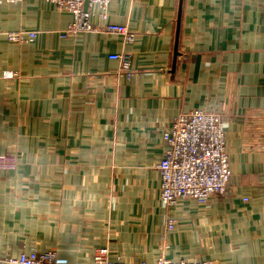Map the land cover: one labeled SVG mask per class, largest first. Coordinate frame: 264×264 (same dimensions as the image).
I'll list each match as a JSON object with an SVG mask.
<instances>
[{"label": "crops", "instance_id": "0c3cea01", "mask_svg": "<svg viewBox=\"0 0 264 264\" xmlns=\"http://www.w3.org/2000/svg\"><path fill=\"white\" fill-rule=\"evenodd\" d=\"M105 12L133 41L63 36L72 14L45 0L0 3V154L16 156L0 170V256L264 264V0H110ZM19 31L35 37L6 36ZM192 108L223 120L229 187L165 206L162 132Z\"/></svg>", "mask_w": 264, "mask_h": 264}, {"label": "built area", "instance_id": "2783aa9c", "mask_svg": "<svg viewBox=\"0 0 264 264\" xmlns=\"http://www.w3.org/2000/svg\"><path fill=\"white\" fill-rule=\"evenodd\" d=\"M18 2L20 0H0ZM58 9L72 14V20L62 31L69 36L79 31L105 30L121 34L126 41H133L135 34L125 25L106 22L105 9L110 0H45ZM101 9L102 27L90 22L91 9ZM11 41L32 40L34 31L8 32ZM111 59L119 62L120 71L130 76V54L112 53ZM11 77L12 72H5ZM164 142L162 156L157 163L159 172L160 200L165 206H172L180 200H195L205 203L212 197L222 196L229 187L231 169L225 147L224 125L219 113L204 108H192L181 112L169 122L162 132ZM11 153L0 154V169L15 168ZM174 222L167 221V228ZM9 264H68L60 258L54 249L40 251L31 248L18 254L0 256V263ZM81 264H127L120 258L108 256L106 248H98L91 261ZM140 264H147L142 261ZM151 264H213L211 260L195 258L169 259L159 256Z\"/></svg>", "mask_w": 264, "mask_h": 264}, {"label": "rangeland", "instance_id": "374dc122", "mask_svg": "<svg viewBox=\"0 0 264 264\" xmlns=\"http://www.w3.org/2000/svg\"><path fill=\"white\" fill-rule=\"evenodd\" d=\"M13 156H12V158L15 160L14 161V164L16 165V156H15V154L14 153H11ZM14 169V168H13ZM0 170H11V169H8V168H6V169H0ZM64 260V259H63ZM64 262H66L65 260H64ZM67 263V262H66Z\"/></svg>", "mask_w": 264, "mask_h": 264}, {"label": "water", "instance_id": "95a60500", "mask_svg": "<svg viewBox=\"0 0 264 264\" xmlns=\"http://www.w3.org/2000/svg\"><path fill=\"white\" fill-rule=\"evenodd\" d=\"M176 54H177V52H176V50H175V52H174L175 57H176Z\"/></svg>", "mask_w": 264, "mask_h": 264}]
</instances>
